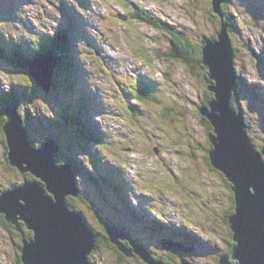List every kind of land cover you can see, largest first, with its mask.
<instances>
[{
	"label": "rangeland",
	"instance_id": "1",
	"mask_svg": "<svg viewBox=\"0 0 264 264\" xmlns=\"http://www.w3.org/2000/svg\"><path fill=\"white\" fill-rule=\"evenodd\" d=\"M17 1L16 11L5 9L6 16L14 13L15 17L8 18L11 20L8 24L4 23V17L0 19L2 39L11 33L22 38L23 46L27 47L33 39H45L55 30L64 29L65 12L72 9V16L76 14L85 23L87 35L93 41L86 48L91 50L89 57L94 60L89 81L96 87V98L91 95L89 98L95 104L89 105L86 100L84 104L86 109H97V113L88 115L99 126V153L92 152L90 140L78 136L79 129L73 123H66L74 111L61 106L68 95L56 87L45 93L25 75L8 71L12 68L0 60L6 67L0 65V93H10L14 88V95L18 94V113L27 124L30 141L39 144L52 137L63 153L61 159L75 160V180L81 192L72 205L83 213L87 224L96 232L102 231L100 219L121 220L123 232L133 241H144L143 246L156 259L181 264L175 254L160 247L158 241L164 238V229L155 235H151L153 231L150 234L143 231L140 236L135 232V228L144 230V226L152 229L150 224L158 220L168 229L167 239L186 244L187 238L179 236H191L199 245V253L186 255L188 264H219L221 257L228 256L224 254H228L227 239L230 235L231 240L232 236L226 215L232 205L229 194L233 183L213 168L209 158L213 147L207 130L212 126L203 125L198 111L204 101L206 71L169 57V37L165 33L147 23L122 22L119 0H89V9H84L78 0ZM127 1L184 32L196 52L203 47L206 36H217L224 23L220 24V18L211 11L209 0ZM224 2L223 19H230L236 25L235 29L226 30L235 52L234 69L239 82L245 84L237 101L244 110L252 144L260 150L264 147V72L261 71L262 68L264 71V56L260 58L264 52V0ZM141 80L152 88L156 99L139 103L135 98ZM19 93H23L22 98ZM124 95L129 102L122 104L119 99ZM259 97L261 102L257 100ZM3 117L6 122L7 117ZM57 118L59 126L44 122ZM1 131L0 190L19 186L32 177L9 165ZM96 174L106 175V187L99 186L102 197L95 196L96 188L89 178ZM114 178L126 182L123 193L132 204L128 208L133 214L118 202V199L123 204L125 201L111 188L110 180ZM151 211L158 213V217ZM25 233L31 231L24 226ZM25 237L28 238L26 234ZM17 240L0 221V264H17ZM229 261L237 263L231 258ZM91 263L145 264L138 256L126 257L115 246L107 245L92 252Z\"/></svg>",
	"mask_w": 264,
	"mask_h": 264
},
{
	"label": "water",
	"instance_id": "2",
	"mask_svg": "<svg viewBox=\"0 0 264 264\" xmlns=\"http://www.w3.org/2000/svg\"><path fill=\"white\" fill-rule=\"evenodd\" d=\"M224 0H211L212 11L220 15ZM221 21L222 17L220 16ZM223 23L217 39L208 40L202 49V61L208 78L214 82L209 90L214 100L209 109H200L212 126L209 142L210 162L216 171L229 179L233 186L235 213L228 218L234 243L231 256L221 257L220 264H264V148L257 150L247 136L243 116L232 108L235 74L232 47ZM29 71L36 85L46 93L51 87L52 66L33 65ZM8 118L3 133L8 148L9 164L21 173H30L35 180L24 182L21 188L0 195V214L6 223L20 231L19 222L32 232L33 238L23 241L21 260L24 264H90L89 257L96 249L95 236L80 215L69 210L67 197H77L73 170L68 164H56L58 147L48 141L42 148L28 141L16 108L4 111ZM38 180V181H36ZM17 190V191H16ZM48 194V195H47ZM110 243L126 257L138 256L145 264H164L156 261L147 250L130 241L124 232L100 219ZM129 242L126 248L124 241ZM162 248L173 253L181 251L169 241ZM182 264H187L182 261Z\"/></svg>",
	"mask_w": 264,
	"mask_h": 264
},
{
	"label": "trees",
	"instance_id": "3",
	"mask_svg": "<svg viewBox=\"0 0 264 264\" xmlns=\"http://www.w3.org/2000/svg\"><path fill=\"white\" fill-rule=\"evenodd\" d=\"M119 1H120V5L122 7V10H123V15H120L121 16L120 18L124 22H126V25L128 24V22L131 23V21H134L136 23H148L154 27L156 26L157 30L165 33L167 36L170 37V43L168 46L169 51L167 54L169 57H172L175 60L181 61L186 66H190L193 68L194 67H200L201 70H203V69L205 70L204 65H203V61H202V56H201V51L203 48H200L199 52H195L191 43L185 38L184 32H182L181 30L178 31L175 27L168 24L166 21H160L159 19H155V17L151 13H149L147 10L145 11L143 9V7H140L139 5L132 4L127 0H119ZM225 1H229V0H225ZM225 3L226 2H224L220 6V11H221L220 15L215 14L219 18L221 15H224ZM220 21H221V18H220ZM224 23H226L228 25L229 29L231 28L233 30L236 28L235 27L236 25H234L230 21V19L224 20ZM216 39L217 38H214L213 36H208V37L206 36L204 38V43L206 41L208 42V40L211 42H214ZM62 40H63L62 37H60V39L58 37L50 38L46 42L45 46H42V47L39 46V47H37L38 49L33 48L32 51L31 50L29 51V54H27V52L24 49H22L18 46L8 47V46H4L3 44L0 43V60L4 64L11 67L12 72H17L19 74H23V75H25V77H27L29 80H31V77L27 74V71H26L28 66L32 62L38 60L39 58H41V59L44 58L50 65L54 66V69H53L54 74L52 76L53 86L56 87L57 90H60V88L64 89V87L66 86L70 90L74 87H77V85L79 84L78 83V66H77V62L74 58V42L67 39V38L64 39L63 42H62ZM232 53H233L232 55L235 56L234 49H233ZM196 54H198V56ZM234 71H235V84L236 85H235V89L233 92L232 108L236 112H238V111L241 112L240 103L237 101V96L241 95L240 84H239L237 72L235 69H234ZM207 78H208V75H207V71H206L205 75L203 74V82H204V80H207ZM204 84H205V91H204V95H203L204 101L202 102V104H203V108L209 109V104L214 100V96L212 94L213 92H211L209 90V87H211V86L213 87L214 82H210L209 84H207L205 82ZM31 85L34 87L33 83ZM140 86H141L142 90L137 93L138 99H140V97L142 96L143 93L146 95H153L152 99L157 98L156 94L152 93L151 87L146 86L145 87L146 89H143L144 88L143 84H141ZM30 93H33V92H30ZM8 104H9V101H7V98L2 97V95L0 94V131L3 129V126L5 124L3 116H5L4 110L8 106ZM75 105H76V108H75ZM61 106L65 109L74 110V112H76L78 114V117H80V115H79L80 109H79L78 104L69 103V101H68L64 105H61ZM74 112L73 113L70 112L69 118H70L71 122L76 127L81 126L80 120L78 118H75V116H72L74 114ZM200 117L202 118L203 125H207L206 123H209V121L206 117H204L203 115H201ZM243 120H244V126H245L246 134L250 138L251 135L249 134L247 121L244 117H243ZM51 122L53 125L59 126V124L56 122V120L52 119V120H50V123ZM21 123L23 125V128L25 129V121L23 119H21ZM1 132L3 133V130ZM27 132H28V130H27ZM81 132L84 133L85 130H79V133H81ZM95 132L97 133V131H95ZM207 132L210 135L213 132L212 128H210V130H207ZM3 135H4V133H3ZM29 137L30 136L28 134V139H29ZM29 141H30V139H29ZM98 141H99V138L91 139V142L93 143V149L96 150V152L101 151V147L97 146L99 144ZM30 143L32 145V141H30ZM3 144L6 148V155H7V160L9 163L8 148H7V143H6L5 137L3 138ZM62 154L63 153L59 152L56 156V164L57 165L63 164L66 162L72 163L73 160L61 159ZM117 176H119V175H117ZM90 177L92 178V180L94 181V183L96 185H99L95 178H93L92 176H90ZM33 180H35V179L32 176V177H30V179L26 180V182H32ZM115 180L117 182H119L118 183L119 187L117 188V193H119L121 195L122 190H120V189H121V187L126 186V182L123 179L120 180V179L115 178ZM36 181H38V180H36ZM10 188H12V187H10ZM95 188H96L95 192H97L95 194V196L102 197L103 190L101 189V187H95ZM114 189H116V188H114ZM230 193H231V191H230ZM229 196L232 200V205H231L229 211L227 212L226 219L230 218V216L234 215V213H235L234 195H233V193H231V194H229ZM72 200L73 199L71 198L70 200L66 201L69 210H71L75 215H80L84 219V221H86V217L83 215V213L80 210H78L75 206L72 205V203H71ZM113 208L116 209L114 206L112 207V209ZM226 219H225V222H226ZM109 220H110L109 222H111L112 224H116L117 226L121 227V225H119L116 221H113L112 218H109ZM0 221H1V224L4 228H9L10 230L16 231V228L14 225H9V224L5 223L2 215L0 216ZM86 225L91 229V231L93 232V234L95 236V247L97 249L104 246V245L113 246L110 243L109 238L105 235L103 229L100 232H96V230L94 228L92 229V227H90V225H88V224H86ZM160 227H164V226L161 225ZM141 231L147 232V230H145V229L144 230L141 229ZM23 232H24V226H22V228L20 227V231L17 234L19 236V238L17 240V243L15 242L16 245L19 246L20 248L24 247V242H23L24 237L21 236L22 234H24ZM25 234L28 236L29 239L33 238L32 233H30V234L25 233ZM179 237L184 238V239L187 238L186 244L185 243L183 244L184 246L192 248L193 250L196 249V244H195V242L191 236L185 237V235L184 236L180 235ZM25 240H26V238H25ZM232 242H233L232 236H231V240H230V235H229V238L227 239V246H226L228 249V254H224V255H228V256L231 255L232 250H233L232 248L234 245V243H232ZM123 244L126 246V248L127 247L130 248V246L127 242H124ZM119 254H121V253L119 252ZM152 258L156 261H161L164 264H169L168 260H163L162 258L156 259L153 256H152ZM89 261L91 262V256L89 258ZM17 264H24L21 260V252H20L19 259L17 260Z\"/></svg>",
	"mask_w": 264,
	"mask_h": 264
},
{
	"label": "flooded vegetation",
	"instance_id": "4",
	"mask_svg": "<svg viewBox=\"0 0 264 264\" xmlns=\"http://www.w3.org/2000/svg\"><path fill=\"white\" fill-rule=\"evenodd\" d=\"M21 225L24 226L22 223H20V227H21V228H22ZM11 233L14 234L15 236H17V237L19 238V236L16 234L17 232L15 233V231L11 230ZM23 233H24V232H23ZM23 235H25V234H23ZM16 247L19 249V254H17V260H18V259H19V256H20V249H21V248H20L19 246H17V245H16Z\"/></svg>",
	"mask_w": 264,
	"mask_h": 264
},
{
	"label": "bare ground",
	"instance_id": "5",
	"mask_svg": "<svg viewBox=\"0 0 264 264\" xmlns=\"http://www.w3.org/2000/svg\"><path fill=\"white\" fill-rule=\"evenodd\" d=\"M10 29V28H9ZM206 257V256H205Z\"/></svg>",
	"mask_w": 264,
	"mask_h": 264
}]
</instances>
